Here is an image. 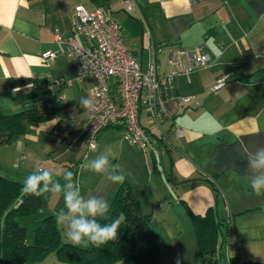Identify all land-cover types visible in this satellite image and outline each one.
Wrapping results in <instances>:
<instances>
[{
    "label": "crops",
    "instance_id": "1",
    "mask_svg": "<svg viewBox=\"0 0 264 264\" xmlns=\"http://www.w3.org/2000/svg\"><path fill=\"white\" fill-rule=\"evenodd\" d=\"M77 4L110 11L131 55L144 67L154 60L159 73L168 69V47L201 43L210 56L211 64L192 71L189 82L184 77L174 81L179 95L193 96L191 107L165 102L169 118L158 127L140 110V122L152 140L146 149L128 143L118 124L102 129L96 147L87 148L88 110L79 101L88 98L94 79H76L66 53L53 42L55 28L70 32ZM56 49V58L45 64L42 53ZM221 77L225 84L212 91ZM34 79L59 88L63 106L53 117L28 123L16 139L0 144L1 175L23 184L29 174L46 168L64 183L63 174L71 171L82 195H103L110 204L121 184L83 167L101 153H110L141 211L151 216L159 264H176L177 256L181 264H203L192 217L204 216L207 210L221 223L215 252L221 264H230L231 257L236 264H264V195L257 196L250 187L240 145L243 141L253 151L264 147V0H133L130 12L122 0H4L0 111L27 109ZM110 82L115 95L116 84ZM63 207L62 196L49 194L28 217L38 218L39 224ZM57 225L68 241L64 226ZM33 238L26 234L27 242ZM32 264L71 263H60L51 253Z\"/></svg>",
    "mask_w": 264,
    "mask_h": 264
},
{
    "label": "built area",
    "instance_id": "2",
    "mask_svg": "<svg viewBox=\"0 0 264 264\" xmlns=\"http://www.w3.org/2000/svg\"><path fill=\"white\" fill-rule=\"evenodd\" d=\"M122 5L130 12L133 0H122ZM53 42L66 53L76 79L83 80L87 75L94 79L87 88L88 98L94 102L84 125L88 149L95 148L99 132L113 124L122 127L123 138L128 143L146 149L152 140L140 122V110L144 109L150 122L158 127L163 119L169 118L165 102L174 101L191 107L189 102L193 96L179 95L174 81L184 77L189 82L192 71L211 64L209 54L200 43L192 47H168L165 73L158 72L154 60L144 67L127 49L120 36V26L111 12L102 7L89 10L82 4L74 6L70 32L64 34L55 28ZM59 49L44 51V63L53 61ZM110 81L116 84L115 95L111 92ZM224 84L225 78H218L211 90ZM195 104L200 103L195 100ZM175 131L178 135L182 132L177 124Z\"/></svg>",
    "mask_w": 264,
    "mask_h": 264
},
{
    "label": "trees",
    "instance_id": "3",
    "mask_svg": "<svg viewBox=\"0 0 264 264\" xmlns=\"http://www.w3.org/2000/svg\"><path fill=\"white\" fill-rule=\"evenodd\" d=\"M31 88L32 102L27 109L12 113L0 111V144L16 139L28 123L53 117L63 106L59 88L50 86L45 80H32ZM22 187V183L0 174V264H32L51 253L60 263L159 264V243L151 226V216L141 211L129 184L123 182L119 186L110 202L107 219L100 221L110 223L121 212L125 214L126 220L119 228L117 239L100 247L89 245L87 248L73 246L62 239L55 214L44 216L34 229L33 241L27 242V228L20 224L19 218L33 215L49 194L37 197L26 194ZM192 221L202 263L221 264L215 253L218 241L221 242V223L210 210L204 216H193ZM229 262L236 264L235 257Z\"/></svg>",
    "mask_w": 264,
    "mask_h": 264
},
{
    "label": "clouds",
    "instance_id": "4",
    "mask_svg": "<svg viewBox=\"0 0 264 264\" xmlns=\"http://www.w3.org/2000/svg\"><path fill=\"white\" fill-rule=\"evenodd\" d=\"M4 0H0L3 3ZM80 106L91 110L94 102L91 98L82 97ZM241 150L247 159L249 169L248 180L252 191L257 195H264V147L250 150L243 141L240 142ZM87 170L104 176L111 184H122L125 176L119 172L118 166L110 161V153H101L83 166ZM64 183L54 178L53 173L40 168L29 174L23 183L22 191L37 197L51 194L62 196L64 207L56 213L57 223L65 228V236L73 246L89 245L100 247L109 241L116 240L121 224L126 216L121 212L118 218L110 223L102 224L100 221L107 219L110 204L103 195H82L79 184L74 180V174L66 171L62 177ZM176 264H181L177 256Z\"/></svg>",
    "mask_w": 264,
    "mask_h": 264
},
{
    "label": "rangeland",
    "instance_id": "5",
    "mask_svg": "<svg viewBox=\"0 0 264 264\" xmlns=\"http://www.w3.org/2000/svg\"><path fill=\"white\" fill-rule=\"evenodd\" d=\"M75 84H76V81H75ZM1 149H3V146L1 147ZM19 222L20 224L26 226L28 238L32 237V235H34L35 226L38 224V218L33 219L30 217H25V218L22 217V218H19ZM168 264H170V262Z\"/></svg>",
    "mask_w": 264,
    "mask_h": 264
}]
</instances>
